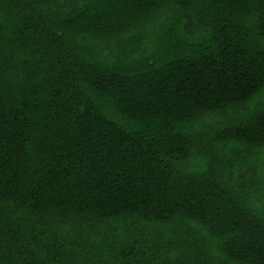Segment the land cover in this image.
<instances>
[{"label":"trees","instance_id":"obj_1","mask_svg":"<svg viewBox=\"0 0 264 264\" xmlns=\"http://www.w3.org/2000/svg\"><path fill=\"white\" fill-rule=\"evenodd\" d=\"M0 264H264V0H0Z\"/></svg>","mask_w":264,"mask_h":264},{"label":"rangeland","instance_id":"obj_2","mask_svg":"<svg viewBox=\"0 0 264 264\" xmlns=\"http://www.w3.org/2000/svg\"><path fill=\"white\" fill-rule=\"evenodd\" d=\"M181 2H183V0H180ZM192 3V2H191ZM152 5V2H150V3H147L146 4V8L148 9V8H150V6ZM129 8H131V7H128V11H123V12H125V13H129ZM122 12V11H121ZM116 18V17H115ZM114 18V19H115ZM118 21V20H117ZM108 26L109 27H113V28H115L116 26H113V25H110V24H108ZM129 45V43H127L126 45H125V47H127ZM129 47V46H128ZM252 56H255V55H250V53H247V58L249 59V58H251V59H256L257 57H252ZM254 67H256V65L254 64L253 65ZM257 69H260V66H257Z\"/></svg>","mask_w":264,"mask_h":264}]
</instances>
